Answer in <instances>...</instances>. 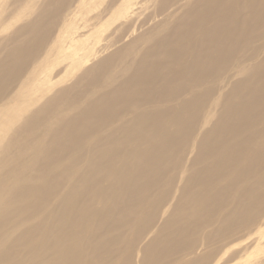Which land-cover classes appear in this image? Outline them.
<instances>
[{"label": "bare ground", "instance_id": "6f19581e", "mask_svg": "<svg viewBox=\"0 0 264 264\" xmlns=\"http://www.w3.org/2000/svg\"><path fill=\"white\" fill-rule=\"evenodd\" d=\"M2 10L0 264H264V0Z\"/></svg>", "mask_w": 264, "mask_h": 264}, {"label": "rangeland", "instance_id": "374dc122", "mask_svg": "<svg viewBox=\"0 0 264 264\" xmlns=\"http://www.w3.org/2000/svg\"><path fill=\"white\" fill-rule=\"evenodd\" d=\"M133 1H135V0H130V2H133ZM96 7H100V9L102 8L101 6H96ZM5 13H6V12H5L4 10H2V11L0 12V18L3 17V16L5 15ZM95 35L97 36V35H99V33L97 32ZM100 39H101V38H100ZM100 39H99V41H100ZM61 73H62V72H61ZM61 73H60V74H61ZM262 241H263V240H262ZM219 263H220V262H219Z\"/></svg>", "mask_w": 264, "mask_h": 264}]
</instances>
